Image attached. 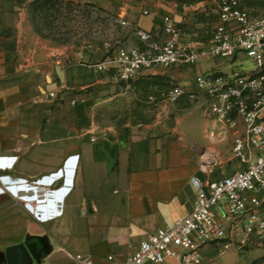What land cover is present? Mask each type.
Instances as JSON below:
<instances>
[{
    "label": "crops",
    "instance_id": "1",
    "mask_svg": "<svg viewBox=\"0 0 264 264\" xmlns=\"http://www.w3.org/2000/svg\"><path fill=\"white\" fill-rule=\"evenodd\" d=\"M66 1L117 11L134 31L162 39L161 18L169 16L182 30V42L197 50L218 21V0ZM27 2L0 0V12L23 15ZM241 7L264 15V0H241ZM30 37L22 30L17 45L7 38L0 46V264H8L10 249L15 264H78L77 254L93 264H109V255L123 260L148 235L190 213L191 177L217 180L240 168L234 158L231 171L227 160L204 155L218 152V138H226L230 128L205 117L201 101L182 100L201 117H189L174 130L94 132L86 103L68 91L84 82L74 54L45 51ZM129 47L142 44L135 36ZM218 69L229 67L205 56L195 66L142 71L134 81L168 79L192 88L197 74ZM193 264H264V242L241 251L206 246Z\"/></svg>",
    "mask_w": 264,
    "mask_h": 264
},
{
    "label": "built area",
    "instance_id": "2",
    "mask_svg": "<svg viewBox=\"0 0 264 264\" xmlns=\"http://www.w3.org/2000/svg\"><path fill=\"white\" fill-rule=\"evenodd\" d=\"M119 22L127 25L122 19ZM160 25L165 39L136 29L141 48L118 47L112 57L87 67L97 73L112 71L117 81L129 83L145 70L195 66L205 56L221 61L229 67L227 72L197 74L192 88L173 84L165 98L170 104L201 101L205 117L234 130L232 154L240 168L217 180L191 177L190 213L148 235L127 258L109 255V264H164L167 259L193 264L206 246L241 251L252 242H264V15H250L241 0H218L217 24L199 50L182 42V30L173 18L163 16ZM240 55L251 58L253 69H233ZM74 259L78 264H93L81 254Z\"/></svg>",
    "mask_w": 264,
    "mask_h": 264
},
{
    "label": "rangeland",
    "instance_id": "3",
    "mask_svg": "<svg viewBox=\"0 0 264 264\" xmlns=\"http://www.w3.org/2000/svg\"><path fill=\"white\" fill-rule=\"evenodd\" d=\"M20 16L25 18L22 24ZM121 17L117 11L108 12L92 4L81 6L66 0H28L23 15L0 12V46L7 38L17 45L19 33L25 30L30 38L36 37L42 43L45 51L72 52L75 66L84 73L79 76L84 82L68 91L81 96L90 116V126L104 136L124 135L150 127L158 130L165 126L174 130L189 117H201L187 102H167L165 97L171 87L168 79L122 83L115 79L112 71L97 73L89 70V64L112 57L118 47L135 43L134 29L121 25ZM237 64V68L233 67L237 72L253 69L249 57L242 58ZM234 135L230 129L226 138H218L217 153H204L210 159L227 160L231 171L237 163L231 149Z\"/></svg>",
    "mask_w": 264,
    "mask_h": 264
},
{
    "label": "water",
    "instance_id": "4",
    "mask_svg": "<svg viewBox=\"0 0 264 264\" xmlns=\"http://www.w3.org/2000/svg\"><path fill=\"white\" fill-rule=\"evenodd\" d=\"M7 263L8 264H15V256H14V250L10 249L7 252Z\"/></svg>",
    "mask_w": 264,
    "mask_h": 264
}]
</instances>
